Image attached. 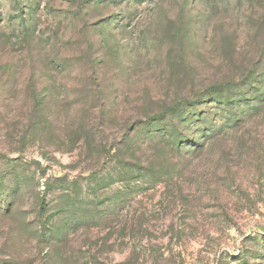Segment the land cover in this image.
Returning a JSON list of instances; mask_svg holds the SVG:
<instances>
[{
  "label": "rangeland",
  "instance_id": "1",
  "mask_svg": "<svg viewBox=\"0 0 264 264\" xmlns=\"http://www.w3.org/2000/svg\"><path fill=\"white\" fill-rule=\"evenodd\" d=\"M0 264H264V0H0Z\"/></svg>",
  "mask_w": 264,
  "mask_h": 264
},
{
  "label": "trees",
  "instance_id": "2",
  "mask_svg": "<svg viewBox=\"0 0 264 264\" xmlns=\"http://www.w3.org/2000/svg\"><path fill=\"white\" fill-rule=\"evenodd\" d=\"M179 108H181V105H180V107H177V105H176L174 107L164 109L161 112H159L158 114H156L152 119L164 118L166 115L170 116L172 114V112H175ZM134 158H135L137 163H142V156L134 155ZM40 209H41V214L45 212V203L44 202L40 203ZM49 217L50 216H47L46 219H48ZM41 236H43V235H41ZM29 256H31V255H29Z\"/></svg>",
  "mask_w": 264,
  "mask_h": 264
}]
</instances>
